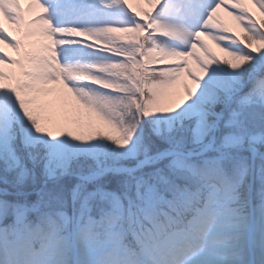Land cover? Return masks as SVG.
<instances>
[{
  "label": "snow or ice",
  "instance_id": "snow-or-ice-1",
  "mask_svg": "<svg viewBox=\"0 0 264 264\" xmlns=\"http://www.w3.org/2000/svg\"><path fill=\"white\" fill-rule=\"evenodd\" d=\"M137 3L0 0V264H264V0Z\"/></svg>",
  "mask_w": 264,
  "mask_h": 264
},
{
  "label": "rangeland",
  "instance_id": "rangeland-1",
  "mask_svg": "<svg viewBox=\"0 0 264 264\" xmlns=\"http://www.w3.org/2000/svg\"><path fill=\"white\" fill-rule=\"evenodd\" d=\"M131 3V2H130ZM132 4V3H131ZM133 8L139 9V6H141V4L137 3V0H134L133 4H132ZM255 11V9H253ZM226 21L230 22V19L225 17ZM214 47V46H213ZM215 51L217 52V55H221L223 56L224 54L221 53L219 51V49H215Z\"/></svg>",
  "mask_w": 264,
  "mask_h": 264
},
{
  "label": "bare ground",
  "instance_id": "bare-ground-1",
  "mask_svg": "<svg viewBox=\"0 0 264 264\" xmlns=\"http://www.w3.org/2000/svg\"><path fill=\"white\" fill-rule=\"evenodd\" d=\"M22 2H23V0H22ZM130 2L133 4V2H134V0H130ZM6 27H8L10 30H11V25H7V23H6ZM209 43H211V42H209ZM7 51H9V53H11L12 52V50L11 49H6Z\"/></svg>",
  "mask_w": 264,
  "mask_h": 264
}]
</instances>
